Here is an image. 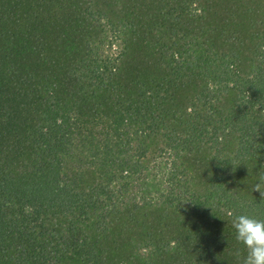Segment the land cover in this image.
<instances>
[{
	"label": "trees",
	"instance_id": "1",
	"mask_svg": "<svg viewBox=\"0 0 264 264\" xmlns=\"http://www.w3.org/2000/svg\"><path fill=\"white\" fill-rule=\"evenodd\" d=\"M262 176L264 0H0V264H243Z\"/></svg>",
	"mask_w": 264,
	"mask_h": 264
},
{
	"label": "clouds",
	"instance_id": "2",
	"mask_svg": "<svg viewBox=\"0 0 264 264\" xmlns=\"http://www.w3.org/2000/svg\"><path fill=\"white\" fill-rule=\"evenodd\" d=\"M254 191L264 198V176L255 184ZM236 240L246 251L243 264H264V220L242 214L233 221Z\"/></svg>",
	"mask_w": 264,
	"mask_h": 264
}]
</instances>
